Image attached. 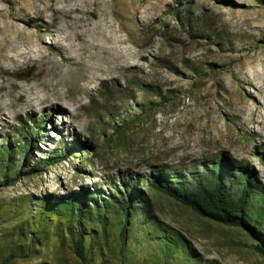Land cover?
<instances>
[{
    "label": "rangeland",
    "instance_id": "rangeland-1",
    "mask_svg": "<svg viewBox=\"0 0 264 264\" xmlns=\"http://www.w3.org/2000/svg\"><path fill=\"white\" fill-rule=\"evenodd\" d=\"M186 3L199 21L210 16L195 32L211 39L192 38L172 14L183 15ZM152 87L175 92L159 103ZM42 122L35 157L77 140L90 146L0 187V206L26 195L64 196L127 170L149 174L153 166L204 175V162L221 154L248 163L264 185V166L252 153L264 144V0H0V146L8 138L18 145L19 130ZM22 158L15 156L18 167ZM154 206L203 259L264 264L244 232L165 200ZM20 223L8 218L0 226L7 233L0 258L25 244L9 234ZM66 246L56 256L79 264ZM50 256L48 241L40 257L13 264Z\"/></svg>",
    "mask_w": 264,
    "mask_h": 264
},
{
    "label": "trees",
    "instance_id": "trees-1",
    "mask_svg": "<svg viewBox=\"0 0 264 264\" xmlns=\"http://www.w3.org/2000/svg\"><path fill=\"white\" fill-rule=\"evenodd\" d=\"M182 8L183 15L179 8L173 9L172 14L184 29L189 28V35L211 39V34L195 32L200 21L210 24V16L204 15L199 21L190 4ZM162 37L172 39L168 33ZM173 70L183 75L180 70ZM190 70L196 75L203 72L196 67ZM152 88L162 101L159 103L166 102V95L175 92ZM103 89L107 95H113L117 88L103 83ZM153 106L156 102L150 104V109ZM40 124L35 126V131L19 130L22 142L18 145L8 138L0 146V187L14 185L25 175H39L70 156L79 158L84 147L90 146L77 140L71 146L62 144L43 158H37L34 150L39 149L44 122ZM252 153L264 166V144L254 147ZM17 154L23 157L20 167L14 161ZM88 160L86 156L82 162ZM203 167L204 175L164 165L153 166L149 174L127 170L90 186H80L64 196L26 195L2 205L0 226L8 218L21 217L20 226L9 234L26 242L0 258V264L40 257L48 241L54 256L49 260L41 257L45 260L38 264H64L65 258L56 254L64 252L66 244L79 264H218L203 259L182 231L159 216L154 206L158 199L178 204L202 219L244 232L254 251L264 259V185L254 169L248 163L228 162L223 154L205 161ZM3 235L0 230V245L7 233Z\"/></svg>",
    "mask_w": 264,
    "mask_h": 264
}]
</instances>
